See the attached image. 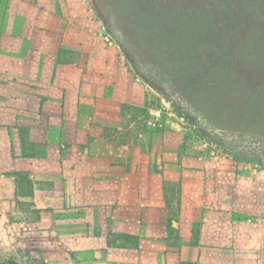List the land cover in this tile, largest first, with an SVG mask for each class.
Masks as SVG:
<instances>
[{"label":"crops","instance_id":"0c3cea01","mask_svg":"<svg viewBox=\"0 0 264 264\" xmlns=\"http://www.w3.org/2000/svg\"><path fill=\"white\" fill-rule=\"evenodd\" d=\"M82 0H0V256L264 264V171L143 121L149 87Z\"/></svg>","mask_w":264,"mask_h":264},{"label":"rangeland","instance_id":"374dc122","mask_svg":"<svg viewBox=\"0 0 264 264\" xmlns=\"http://www.w3.org/2000/svg\"><path fill=\"white\" fill-rule=\"evenodd\" d=\"M82 1L86 26L117 48L195 151L264 171V0Z\"/></svg>","mask_w":264,"mask_h":264},{"label":"built area","instance_id":"2783aa9c","mask_svg":"<svg viewBox=\"0 0 264 264\" xmlns=\"http://www.w3.org/2000/svg\"><path fill=\"white\" fill-rule=\"evenodd\" d=\"M165 116V112L163 108L157 107L148 111L147 115L144 118L143 126L148 131H159L163 125V118Z\"/></svg>","mask_w":264,"mask_h":264},{"label":"trees","instance_id":"16d2710c","mask_svg":"<svg viewBox=\"0 0 264 264\" xmlns=\"http://www.w3.org/2000/svg\"><path fill=\"white\" fill-rule=\"evenodd\" d=\"M0 264H19V263L14 259H7V260L0 262Z\"/></svg>","mask_w":264,"mask_h":264}]
</instances>
